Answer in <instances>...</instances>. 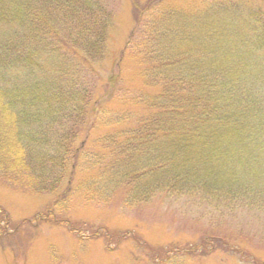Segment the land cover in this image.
Segmentation results:
<instances>
[{
	"label": "trees",
	"instance_id": "1",
	"mask_svg": "<svg viewBox=\"0 0 264 264\" xmlns=\"http://www.w3.org/2000/svg\"><path fill=\"white\" fill-rule=\"evenodd\" d=\"M217 6L193 15L197 36L208 32L201 54L170 49L187 37L186 9L138 7L117 62L140 59L136 88L103 68L115 24L103 0H0V179L28 194L67 179L88 202L183 197L264 219V10L248 13L252 62L220 38Z\"/></svg>",
	"mask_w": 264,
	"mask_h": 264
},
{
	"label": "rangeland",
	"instance_id": "2",
	"mask_svg": "<svg viewBox=\"0 0 264 264\" xmlns=\"http://www.w3.org/2000/svg\"><path fill=\"white\" fill-rule=\"evenodd\" d=\"M103 1L115 17L103 68L107 76L119 73L125 85L139 88L143 69L140 59L125 52L122 67L117 62L136 29L138 7L148 0ZM162 3L192 14V18L186 15L192 20L184 32L187 37L181 39L180 45L174 42L171 50L177 47L176 50L184 51L186 46L190 52H204L195 45L201 44V37L208 32L197 36L193 15L199 16L209 6L218 5L217 18L223 19L216 29L225 28L220 30V38H229L231 49L246 54L241 60L258 61L247 20L255 5L264 10V0ZM202 19L201 25L206 18ZM211 23L209 30L213 29ZM230 28L233 33L228 32ZM234 31L245 39L244 43ZM114 86L111 81L109 90ZM110 92L113 94L114 90ZM106 106L119 108L113 101ZM106 129L99 123L91 136L105 134ZM71 185L69 188L65 179L56 193L28 194L0 179V264H264V219L248 208L233 213L205 201L159 196L133 207L123 206L120 197L115 196L109 205H103L86 201L82 193H74V183ZM54 220L71 224L61 225Z\"/></svg>",
	"mask_w": 264,
	"mask_h": 264
}]
</instances>
